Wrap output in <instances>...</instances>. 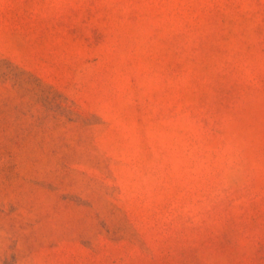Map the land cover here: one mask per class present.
<instances>
[{
    "label": "rangeland",
    "instance_id": "rangeland-1",
    "mask_svg": "<svg viewBox=\"0 0 264 264\" xmlns=\"http://www.w3.org/2000/svg\"><path fill=\"white\" fill-rule=\"evenodd\" d=\"M0 264H264V0H0Z\"/></svg>",
    "mask_w": 264,
    "mask_h": 264
}]
</instances>
